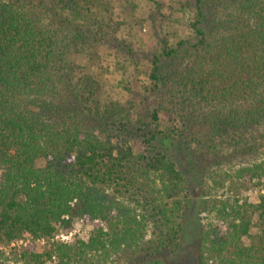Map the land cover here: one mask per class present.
Here are the masks:
<instances>
[{
	"label": "trees",
	"instance_id": "1",
	"mask_svg": "<svg viewBox=\"0 0 264 264\" xmlns=\"http://www.w3.org/2000/svg\"><path fill=\"white\" fill-rule=\"evenodd\" d=\"M182 6L193 35L164 38L143 109L103 98L100 74L73 59L108 0H0V264L1 246L23 238L40 245L13 252L21 264H169L191 207L171 140L208 165L197 264H264V0ZM240 181L257 194H226ZM76 218L100 224L55 240Z\"/></svg>",
	"mask_w": 264,
	"mask_h": 264
},
{
	"label": "rangeland",
	"instance_id": "2",
	"mask_svg": "<svg viewBox=\"0 0 264 264\" xmlns=\"http://www.w3.org/2000/svg\"><path fill=\"white\" fill-rule=\"evenodd\" d=\"M111 3V11H103L99 15L102 20L100 28L96 30V38H90L89 45L84 54L73 57L77 64L84 68L87 64L93 68V72L100 74L104 87L101 96L105 99L113 98L119 101H126L136 98L138 101L144 100L143 109H150L154 96L149 97L146 93L148 78L144 75L150 67V60L162 46L163 40L168 39V43L176 45L181 39L189 38L193 35L188 22L193 13L182 4L186 0H108ZM102 12V11H101ZM86 24V23H85ZM129 44L136 52L134 59L124 51L121 53L123 45ZM132 61V64L129 63ZM137 66L138 71L134 67ZM140 71V72H139ZM135 74H138L137 76ZM122 82L130 90H126ZM136 138H131L135 150L137 147ZM158 143L162 137L158 136ZM162 144V142H161ZM175 155L179 166L186 173L189 179V198L191 207L188 210L186 223V236L181 247L175 254L170 255L169 264H197V240L202 224L208 222L209 215L202 210L204 199L202 196V186L204 185L205 161L203 157H197L193 149H188L186 143L178 141H165L163 143ZM147 144L143 145L145 149ZM205 168L203 169V167ZM212 167V166H211ZM208 180V177H205ZM244 185V187H243ZM226 194L239 191L245 195H255L258 189L251 185H246L244 181L229 182L226 186ZM264 190V189H263ZM217 193L222 194L220 189ZM211 217V216H210ZM213 218V217H212ZM213 221L214 220L213 218ZM223 230L226 225L217 222ZM100 224L99 220H87L86 218H76L72 228H61L55 236V240L71 243L78 238H88L93 227ZM43 243V242H40ZM28 238L17 239L9 245L1 246L5 250L4 259L6 264H21L12 257V253L18 251L20 247L34 246ZM109 264L112 263L110 260Z\"/></svg>",
	"mask_w": 264,
	"mask_h": 264
}]
</instances>
